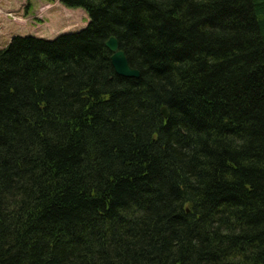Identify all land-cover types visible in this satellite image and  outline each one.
Wrapping results in <instances>:
<instances>
[{
	"label": "trees",
	"instance_id": "16d2710c",
	"mask_svg": "<svg viewBox=\"0 0 264 264\" xmlns=\"http://www.w3.org/2000/svg\"><path fill=\"white\" fill-rule=\"evenodd\" d=\"M60 3L0 50V264H264V0Z\"/></svg>",
	"mask_w": 264,
	"mask_h": 264
},
{
	"label": "rangeland",
	"instance_id": "374dc122",
	"mask_svg": "<svg viewBox=\"0 0 264 264\" xmlns=\"http://www.w3.org/2000/svg\"><path fill=\"white\" fill-rule=\"evenodd\" d=\"M84 11L64 8L60 0H0V50L16 37L53 40L88 26Z\"/></svg>",
	"mask_w": 264,
	"mask_h": 264
},
{
	"label": "water",
	"instance_id": "95a60500",
	"mask_svg": "<svg viewBox=\"0 0 264 264\" xmlns=\"http://www.w3.org/2000/svg\"><path fill=\"white\" fill-rule=\"evenodd\" d=\"M106 48L112 53V66L119 76L134 79L140 77L139 71L129 65L125 53L120 50L118 41L115 38H111L106 43ZM162 114L164 118H168L169 113L166 107L162 109Z\"/></svg>",
	"mask_w": 264,
	"mask_h": 264
}]
</instances>
